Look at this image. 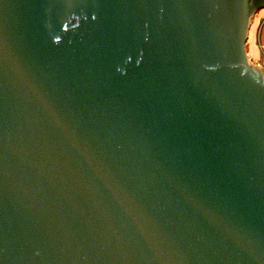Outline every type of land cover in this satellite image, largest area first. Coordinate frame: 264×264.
I'll return each mask as SVG.
<instances>
[{
  "label": "water",
  "instance_id": "water-1",
  "mask_svg": "<svg viewBox=\"0 0 264 264\" xmlns=\"http://www.w3.org/2000/svg\"><path fill=\"white\" fill-rule=\"evenodd\" d=\"M264 0H0V264H264Z\"/></svg>",
  "mask_w": 264,
  "mask_h": 264
},
{
  "label": "crops",
  "instance_id": "crops-1",
  "mask_svg": "<svg viewBox=\"0 0 264 264\" xmlns=\"http://www.w3.org/2000/svg\"><path fill=\"white\" fill-rule=\"evenodd\" d=\"M246 52L250 60L264 66V8L258 10L251 20Z\"/></svg>",
  "mask_w": 264,
  "mask_h": 264
},
{
  "label": "rangeland",
  "instance_id": "rangeland-1",
  "mask_svg": "<svg viewBox=\"0 0 264 264\" xmlns=\"http://www.w3.org/2000/svg\"><path fill=\"white\" fill-rule=\"evenodd\" d=\"M252 61V60H251ZM253 62V61H252ZM253 63H255V62H253Z\"/></svg>",
  "mask_w": 264,
  "mask_h": 264
}]
</instances>
